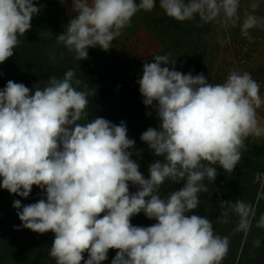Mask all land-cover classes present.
I'll return each mask as SVG.
<instances>
[{
  "label": "clouds",
  "instance_id": "clouds-1",
  "mask_svg": "<svg viewBox=\"0 0 264 264\" xmlns=\"http://www.w3.org/2000/svg\"><path fill=\"white\" fill-rule=\"evenodd\" d=\"M156 3L71 0L75 15L57 40L76 59H86L89 47L107 51L138 10H151ZM239 3L159 0L177 21L194 16L209 21L222 13L233 24L240 19ZM39 10L34 0H0V62L12 56L18 35L31 27ZM262 20L246 14L242 34L248 36L247 30ZM174 64L167 55H154L142 64L136 81L143 105L159 120L139 137L155 157H162L147 166V177L133 158L142 149L134 148L123 120L85 119L88 93L76 87L80 81L73 80L72 69L63 78L49 77L43 87L8 80L0 88V188L20 197H27L33 185L42 190L35 202L12 201L21 221L15 227L51 231L49 255L56 264H102L110 248L117 250L110 264H219L227 253L228 237L215 234L212 221L192 210L198 193L207 190L202 181L217 175L211 165L230 173L244 137L264 134L256 114L264 98L246 71H231L223 83L213 84L203 73H182ZM166 179L183 184L161 197L158 188ZM129 183L136 191L129 192ZM219 204L239 216L236 231L249 229L247 203ZM138 213L155 223L132 224L130 217ZM257 226L264 227V214Z\"/></svg>",
  "mask_w": 264,
  "mask_h": 264
},
{
  "label": "rangeland",
  "instance_id": "rangeland-1",
  "mask_svg": "<svg viewBox=\"0 0 264 264\" xmlns=\"http://www.w3.org/2000/svg\"><path fill=\"white\" fill-rule=\"evenodd\" d=\"M34 3L39 4L40 10L31 18L30 28L34 31V41L39 44L40 49L51 53L50 55L46 54V56L52 61L60 60L62 64L66 62L69 66H75L77 62H86L88 58L76 59L75 53L69 51L62 42L57 40L59 33L66 30L70 18L65 10H62L59 1L34 0ZM253 3L258 5L255 9L252 8ZM249 13L258 18H264V0H240L237 9V15L240 19L235 24L226 20L222 13L209 21H202L198 16H194L190 20L177 21L165 14L159 6V0H157L156 5L151 10L140 9L133 15V29L130 31L132 34L127 41H124L125 43L119 42L116 48L107 51L98 47H89V49L97 54H106L112 59V62L115 58L122 62L119 64L127 63L139 70H142L143 63L151 62L154 55H167L170 64L175 61L173 67L176 70L182 73L191 71L193 75L203 73L208 81L213 84L223 83L231 71H246L250 73L253 80L264 81V75L258 74L261 73V70L255 69L252 60L256 53L264 48V20L248 29V36H245L241 32L240 25L245 15ZM28 33L20 35L23 41L28 42ZM249 37L251 38L249 39ZM28 56L27 52L23 57L24 61L28 62ZM10 58L11 56L0 62V88H3L8 80L22 82L28 87V74L18 71L20 67L11 64L8 61ZM117 64L118 62L104 64L102 68L106 67L107 71H110L109 69L115 71L119 69ZM106 77L112 79L111 76ZM77 79L80 84L76 87L87 91L91 101L102 102L100 107L97 106L98 110L107 111L109 106L106 104V100L113 98L112 93H106L103 97L101 93L98 96L97 90L90 82L89 90H85L86 78L84 71L76 75L73 80ZM142 106V110L137 117L134 116L133 118V115H131L126 118L124 110L127 109V102L123 101L119 104L118 110L113 111L110 117L106 115L105 119L113 123H119L121 120L126 123L127 135L135 141L134 148L142 149L139 155L134 154L133 158L136 159L139 165L138 170L146 175L148 174L147 166L157 157L153 155L147 144L141 141L139 137L148 127H157L159 120L152 108ZM113 109H116V107ZM96 117L98 116L94 115L93 118ZM85 119L91 120L92 118L88 119L86 117ZM132 119L133 121H131ZM258 122L260 126L264 127V112ZM128 123L134 126L133 130L129 128ZM212 166L216 167V165ZM164 182L165 187L168 189L164 192L158 191L161 197H166L171 191L178 189L183 184V180H178V185L171 183L168 179ZM202 183L206 186V191H210L212 187L216 189L218 196L215 194L216 198L208 199L205 196L206 191L199 192L198 206L192 211L201 215L202 210L204 216L212 221L214 233L227 236L228 241L233 242V245L228 247V251L224 256H229V252L233 253L234 264H236L241 252L244 251L242 248L246 242L251 241L254 244L256 240H259L260 243L264 242V227L257 226L261 214H264V134L259 136L249 134L246 136L243 147L240 149V158L233 170L226 173L218 165L214 180L211 181L205 178ZM2 190L0 189V246L5 241L4 236H2L5 231L11 229L12 235H14L13 230L17 228L15 226L21 224L16 214L17 210L12 206V201L19 199L22 204L29 203L28 196L19 197L16 194H10L6 189ZM221 200L231 201L232 203L240 200L250 206V226L246 232L235 230L239 216L232 211L229 205L225 204L221 207L219 204ZM225 211L226 215L224 214ZM152 221L155 223L154 219ZM19 231L23 232L24 230L19 229ZM259 248L249 247L245 251L263 253L264 246H262L263 252L259 251ZM11 260L12 258H5L1 262L0 259V264H12Z\"/></svg>",
  "mask_w": 264,
  "mask_h": 264
},
{
  "label": "trees",
  "instance_id": "trees-1",
  "mask_svg": "<svg viewBox=\"0 0 264 264\" xmlns=\"http://www.w3.org/2000/svg\"><path fill=\"white\" fill-rule=\"evenodd\" d=\"M39 6V4H38ZM134 17L131 18L130 23L126 26V33L125 35L129 36L132 34L130 32L133 29L132 22ZM30 32V33H28ZM33 29L29 28L25 31L28 33V42L23 41L20 35H18V43L13 50V54L8 60L11 64H16L20 67L18 71H23L28 74V87L31 89L34 84L39 87L45 86L49 77L55 76L57 78H63L64 73L68 69H72L74 72V77L78 75L81 71H84V75L86 78L85 90H89V82L95 87L98 92V96L101 95L102 97L104 94L111 92L113 95L112 99H107L106 104L109 106L107 111L98 110L97 106H101L102 102L97 100L90 99L88 95V104L86 105L85 112L87 113V118L91 119L95 116H103V118L110 117L113 114V111H117L119 108V104L123 101L127 102V109L124 110L126 118L133 115L138 116L140 111L142 110V96L140 95L138 88L139 85L136 82L139 76L142 74V70H139L133 65L129 64H119L122 63L121 61L113 58V62H118L117 67L119 69L110 71L106 70V67L102 68L104 64H112L113 62L106 54L96 53L91 51L88 48V56H87V63L86 62H77L75 66H69L68 63L58 61H52L46 54H51L50 52H46L43 49L41 50L39 44L34 41V34ZM33 39V40H32ZM28 52V62L24 61L23 57ZM45 54V55H44ZM24 61V63H22ZM72 67V68H69ZM106 71H105V70ZM113 73V74H112ZM106 76H111L112 79H109ZM122 77V79H120ZM119 81V82H118ZM116 107V109H113ZM133 121V119L131 120ZM134 123V122H133ZM129 128L133 130L132 124L128 123ZM128 128V129H129ZM152 154V153H151ZM157 159H162V157H157ZM207 163V162H205ZM216 168H218V165ZM212 166V165H211ZM215 167V166H213ZM148 174L144 175L147 177ZM171 183H176L178 185V181H171ZM166 184L163 182L158 191L164 192L168 188L165 187ZM182 186V185H181ZM179 186V187H181ZM136 186L131 185L129 183V192L136 191ZM1 191L2 188H0ZM218 189V187H217ZM217 190L212 187L210 191H206V198L213 199L216 198ZM15 195V193H13ZM216 194V195H215ZM43 193L42 190L39 189L37 186L33 185L31 191L28 195L29 203L35 202L37 199L42 198ZM20 197V196H19ZM101 213L100 215H102ZM201 215L204 216V212L201 210ZM130 222L134 225H150L153 223L152 219H148L144 216L143 213H138L132 217H130ZM20 230H24L19 231ZM15 230V229H14ZM8 229L5 231L4 235V243L0 246V259L1 262L7 258H12V264H56V260L54 257L49 255V248L51 247L54 234L51 231H47L44 233H37L32 230L23 227H17L16 230ZM27 234V235H25ZM233 242L228 244V247L232 246ZM261 246V248H259ZM257 246L256 244L252 243L251 241L246 242L243 245L240 257L238 258L236 264H264V252L262 251V246H264V242H261ZM249 247H258L259 251L263 252L257 253L251 251H245ZM116 249H109L107 252V259L102 262V264H110L111 259L115 255ZM84 258H87V252L85 251L82 253ZM229 256H224L219 263L221 264H234V254L229 252ZM83 264V260L81 261Z\"/></svg>",
  "mask_w": 264,
  "mask_h": 264
},
{
  "label": "crops",
  "instance_id": "crops-1",
  "mask_svg": "<svg viewBox=\"0 0 264 264\" xmlns=\"http://www.w3.org/2000/svg\"><path fill=\"white\" fill-rule=\"evenodd\" d=\"M58 1H59L60 6L62 7V10H65V13L68 15V17L71 18L73 15H75V13L71 11V0H58ZM125 29L126 27L120 30V34L114 38L112 45H111L112 47H110L109 49L116 48L119 42L121 43V42L127 41L128 38H130V35L129 36L125 35L126 33ZM96 47L101 49L99 46H96ZM252 60L254 61L253 66L255 67V69L261 70V73L258 70H257V73L259 72L258 74L264 75V48L259 50L256 53V56L252 58Z\"/></svg>",
  "mask_w": 264,
  "mask_h": 264
},
{
  "label": "built area",
  "instance_id": "built-area-1",
  "mask_svg": "<svg viewBox=\"0 0 264 264\" xmlns=\"http://www.w3.org/2000/svg\"><path fill=\"white\" fill-rule=\"evenodd\" d=\"M256 82L259 85V93L261 97L264 98V81L258 80ZM263 112H264V104H261V106L256 109L257 119L260 118Z\"/></svg>",
  "mask_w": 264,
  "mask_h": 264
},
{
  "label": "water",
  "instance_id": "water-1",
  "mask_svg": "<svg viewBox=\"0 0 264 264\" xmlns=\"http://www.w3.org/2000/svg\"><path fill=\"white\" fill-rule=\"evenodd\" d=\"M245 138V137H244ZM243 141H244V139H243Z\"/></svg>",
  "mask_w": 264,
  "mask_h": 264
}]
</instances>
